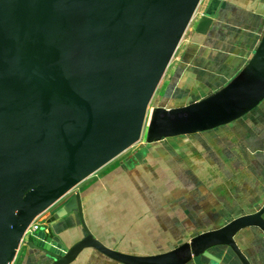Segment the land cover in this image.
Returning <instances> with one entry per match:
<instances>
[{"label": "water", "instance_id": "95a60500", "mask_svg": "<svg viewBox=\"0 0 264 264\" xmlns=\"http://www.w3.org/2000/svg\"><path fill=\"white\" fill-rule=\"evenodd\" d=\"M14 1L0 0V11L17 26L22 17ZM199 2L65 0L31 33L26 30L25 46L10 60L0 86V264L13 262L25 228L47 210L44 225L24 243L43 253L47 264H71L87 248L119 264H222L211 252L216 246L229 248L239 264H251L235 236L246 227L264 232V203L173 249L138 255L94 237L83 219L79 192L73 193L142 136L151 144L212 130L264 100L263 28L247 62L218 90L149 112ZM212 20L202 14L195 32L206 34ZM13 34L18 37L17 27ZM74 210L84 235L68 246L53 226Z\"/></svg>", "mask_w": 264, "mask_h": 264}, {"label": "crops", "instance_id": "0c3cea01", "mask_svg": "<svg viewBox=\"0 0 264 264\" xmlns=\"http://www.w3.org/2000/svg\"><path fill=\"white\" fill-rule=\"evenodd\" d=\"M201 4L149 109L183 106L218 90L244 66L258 44L264 0H200ZM204 13L213 20L207 33L201 34L195 27ZM139 144L123 162L115 161L120 153L73 190L79 192L87 227L110 248L138 255L168 251L257 211L264 203V100L243 117L212 130ZM48 214L49 210L42 216ZM53 229L68 246L84 235L77 210ZM235 240L251 264H264L262 230L246 227ZM20 248L11 264L49 262L35 248ZM211 252L222 264H239L225 246ZM71 264L119 263L87 248Z\"/></svg>", "mask_w": 264, "mask_h": 264}, {"label": "rangeland", "instance_id": "374dc122", "mask_svg": "<svg viewBox=\"0 0 264 264\" xmlns=\"http://www.w3.org/2000/svg\"><path fill=\"white\" fill-rule=\"evenodd\" d=\"M63 1L65 0H38V1L15 0L14 4L17 5V9H15V11L17 12V14H20L22 17V22L21 23L17 22L16 24L17 26H15L14 23L11 24L9 22L8 17L6 20L2 12L0 11V26L2 27V33L4 35V41H0V74H1L0 75V86L2 85L3 79L5 77L3 76L5 69L9 68L10 66V60L11 59L13 60L14 58L18 57L23 47L25 46L23 34H25L26 30H28L31 33L36 27V25L49 13V11H51L52 9H55L57 5H59ZM203 6L204 4H201L200 6L197 7L196 14L201 12ZM16 27H17L18 34H19L17 38H15L13 34V31H15ZM191 29H192V22L189 24L184 34L185 37L189 36ZM97 41H100V40L98 39ZM111 42H112V38L103 42L105 46L104 49L107 48V46ZM155 98L156 97L154 96L153 100L151 101L152 103H150L152 104V106L155 103L154 101H156ZM150 111H151V108L149 109V112ZM139 143H142V144L145 143L143 136L138 141V143L124 150V152H122L116 158L115 161L118 160L120 162H123L125 159H127L130 156V153H132V151H134L137 147H139L140 145ZM144 153L145 152H142L140 153V155H143ZM158 174L160 175L162 173H158ZM170 174H173V172ZM162 179H165L164 175L162 176ZM177 189L178 188H175V187L172 188V190L175 191L174 194L178 192ZM174 203L177 204L176 202ZM192 212L196 213V211H192ZM21 249L22 248H20L19 250Z\"/></svg>", "mask_w": 264, "mask_h": 264}, {"label": "built area", "instance_id": "2783aa9c", "mask_svg": "<svg viewBox=\"0 0 264 264\" xmlns=\"http://www.w3.org/2000/svg\"><path fill=\"white\" fill-rule=\"evenodd\" d=\"M194 17V16H193ZM193 20V19H192ZM192 22V21H191ZM45 213V212H44ZM43 214H38L25 228L24 232L22 233L21 236V241L19 243L18 248L16 249V253L14 258L17 255V252L19 251L20 247L24 245L25 241L30 237V235L37 231L42 225L45 223V218L42 216ZM14 260V259H13Z\"/></svg>", "mask_w": 264, "mask_h": 264}]
</instances>
